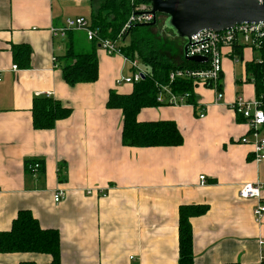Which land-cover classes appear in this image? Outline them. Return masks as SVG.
<instances>
[{
    "label": "crops",
    "instance_id": "obj_1",
    "mask_svg": "<svg viewBox=\"0 0 264 264\" xmlns=\"http://www.w3.org/2000/svg\"><path fill=\"white\" fill-rule=\"evenodd\" d=\"M72 4L81 6L73 0H0V232L27 210L41 228L59 232L61 264H176L179 207L206 205L204 215L190 220L195 262L261 264L264 215L256 223L252 210L264 205V160L255 162L253 147L240 143L248 128L230 109L237 96L256 98L246 65L258 54L242 48L236 60L223 50L219 104L212 89L194 85V108L139 112V122H174L181 146L123 147L121 112L106 108L111 92L133 90L115 85L128 77L123 58L97 49L95 83L69 87L63 81L58 59L68 48H89L82 32H51L78 18ZM23 45L31 54L25 69L12 57V48ZM42 93L72 111L51 131L32 126L33 101ZM28 161L40 164L34 177L25 170ZM247 183L261 186V200L238 198ZM57 190L65 199L55 205ZM23 262L47 264L50 257L0 254V264Z\"/></svg>",
    "mask_w": 264,
    "mask_h": 264
},
{
    "label": "trees",
    "instance_id": "obj_2",
    "mask_svg": "<svg viewBox=\"0 0 264 264\" xmlns=\"http://www.w3.org/2000/svg\"><path fill=\"white\" fill-rule=\"evenodd\" d=\"M90 3L91 7L96 4L95 10L91 11V28L96 30L99 38L108 40L117 38L134 7L140 4L139 0H135L133 4L130 3V0H98V4L94 0H90ZM158 25L157 21L154 27L135 26L123 37V43L127 41L126 46L121 47L123 54L130 59H137L147 70V76L133 85L130 94L120 95L111 92L106 102L107 109L121 112V145L123 147L176 148L181 146L183 137L174 122H139L137 117L142 109L160 106L156 103L158 93L156 83L168 85L174 92H189L193 95L194 84L192 81L178 79L169 83L168 75L172 71L201 69L207 66V64L200 65L185 60L183 56L184 44H182L175 62L164 60L162 53L165 46L164 40L167 37L162 32V26L158 29ZM152 30L155 32L151 33ZM88 43L87 51L76 52L73 48H68L65 54L58 59L61 64L63 81L69 87L93 84L98 79L96 56L98 44L96 42ZM237 53L241 56V51H237ZM256 53L258 60L248 63L246 69L252 77L255 99L260 101L264 111V44L256 50ZM30 55V49L27 46L12 48L13 62L17 67L27 68L30 64ZM193 104L195 103L193 102ZM71 112L69 107L63 106L53 97H35L31 108L32 126L35 130L51 131L57 121L68 118ZM33 163L35 162H26L25 170L27 171V165ZM207 210L206 205H182L179 207L176 264H198L193 255V233L190 220L204 215ZM0 254L46 255L50 257V262L47 264H61L59 232L54 229L41 228L30 211H19L12 221L10 229L0 232ZM19 264L35 263L23 262Z\"/></svg>",
    "mask_w": 264,
    "mask_h": 264
},
{
    "label": "built area",
    "instance_id": "obj_3",
    "mask_svg": "<svg viewBox=\"0 0 264 264\" xmlns=\"http://www.w3.org/2000/svg\"><path fill=\"white\" fill-rule=\"evenodd\" d=\"M135 0H130L133 4ZM83 0H73L76 6L82 4ZM140 4L135 6L130 13L128 19L123 25L115 40L101 39L98 37L96 30L91 28L90 22L83 18H69L64 21L62 27L53 29V35L64 36L67 32H82L88 42H96L98 49H100L107 57H121L124 62L129 66L131 76L117 79L116 86L121 85H135L147 76V70L141 65L137 59H130L121 51L123 37L127 32L142 24H148L153 21V16L149 14V0H139ZM143 2V3H142ZM259 4H263L264 0H257ZM142 3V4H141ZM160 18V17H159ZM264 44V24H242L234 26L229 30L222 32H214L209 30L201 31L189 40V45L185 50L184 56L190 57H203L206 62L197 63L200 65L207 64L205 68L201 69H176L168 75L169 83L178 79L190 80L194 85L208 86L215 93L214 104H219L223 99L221 78H222V61L224 58L223 50L227 49L229 54L236 59V52L242 48H249L256 52ZM56 62V59H53ZM13 72L18 71L16 66L11 68ZM1 81V76H0ZM158 90L156 103L160 106H189L195 107L193 104V95L189 92L178 93L174 92L168 85L156 83ZM46 98L53 97L52 93H42L36 95ZM260 101L244 100L237 96L230 109L242 118L248 128V137H242L241 144H249L253 147V156L255 162L264 160V111L261 108ZM204 114L201 112L199 118H203ZM40 170L39 163L27 165V172L33 177ZM203 184L204 177H199ZM237 196L241 200H261V186L256 183H247L240 186ZM53 202L55 205L65 199V193L57 190L53 193ZM264 215V205L258 204L252 210V216L256 223H259ZM260 262H264V241L259 242Z\"/></svg>",
    "mask_w": 264,
    "mask_h": 264
},
{
    "label": "water",
    "instance_id": "obj_4",
    "mask_svg": "<svg viewBox=\"0 0 264 264\" xmlns=\"http://www.w3.org/2000/svg\"><path fill=\"white\" fill-rule=\"evenodd\" d=\"M149 7L153 21L139 27H154L157 17H163V25L173 36L186 42L183 56L190 38L201 31L222 32L242 24H264V3L257 0H149ZM184 58L192 63L206 62L203 57Z\"/></svg>",
    "mask_w": 264,
    "mask_h": 264
},
{
    "label": "rangeland",
    "instance_id": "obj_5",
    "mask_svg": "<svg viewBox=\"0 0 264 264\" xmlns=\"http://www.w3.org/2000/svg\"><path fill=\"white\" fill-rule=\"evenodd\" d=\"M94 1H95V3L98 4V0H94ZM80 5L81 6L79 8H74L75 5L72 4V6H73L72 8L74 9V10H72V12L76 13L78 18H83L86 21L90 22V20H91V11L95 10L96 4L93 7H91L90 0H83L82 4H80ZM72 18L74 19L76 17H72ZM157 21L159 22L158 29H160V26H162L163 27V31H165L164 35H165V37H167L164 40V45L165 46L163 47L162 58L164 60H167V61H174L175 62V59H177L178 56H179V52H180V49L182 47V44L185 45L186 42L185 41L182 42L181 39H178V38L173 36L172 32L167 27V25H163V23L165 21V19L163 17L158 18ZM154 32H155V30H152L151 33H154ZM126 43H127V41L125 43H122V46L123 45L126 46ZM98 50L101 51L100 49H98ZM125 73H127L128 76H131L130 68H128V67L125 68Z\"/></svg>",
    "mask_w": 264,
    "mask_h": 264
}]
</instances>
